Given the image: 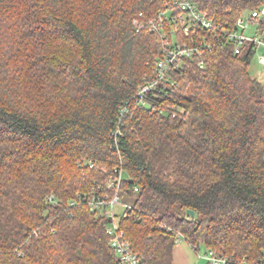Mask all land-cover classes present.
I'll return each mask as SVG.
<instances>
[{
    "label": "trees",
    "instance_id": "trees-1",
    "mask_svg": "<svg viewBox=\"0 0 264 264\" xmlns=\"http://www.w3.org/2000/svg\"><path fill=\"white\" fill-rule=\"evenodd\" d=\"M171 1L0 0V264H123L112 218L86 201L114 168L140 264H172L178 233L264 264V85L251 52L217 47L204 68L188 65L166 101L175 117L138 102L160 54L147 19ZM191 1L227 21L264 5Z\"/></svg>",
    "mask_w": 264,
    "mask_h": 264
},
{
    "label": "built area",
    "instance_id": "built-area-1",
    "mask_svg": "<svg viewBox=\"0 0 264 264\" xmlns=\"http://www.w3.org/2000/svg\"><path fill=\"white\" fill-rule=\"evenodd\" d=\"M261 19H264V5L242 13L234 21H227L209 17L191 0L171 1L147 21V25L159 36L160 54L154 64L153 76L138 88V102L160 114L167 113L175 117L177 112L166 101L177 90L184 69L190 64L204 68L205 54L217 47H227L236 55L249 51L252 56L256 55L258 63L264 67V51L260 52L264 50ZM180 112L182 109H179ZM113 170L106 190L90 194L86 201L91 210L112 218L106 232L109 246L117 259L123 264H140L138 254L131 247L124 230L119 227L118 220L113 217V207L119 202L124 179L121 168ZM133 190L136 191L137 187L134 186ZM45 199L49 203H57L53 194H48ZM181 240L185 238L178 233L175 242ZM202 257L206 264H257L248 262L245 257L228 256L212 249H206Z\"/></svg>",
    "mask_w": 264,
    "mask_h": 264
},
{
    "label": "rangeland",
    "instance_id": "rangeland-1",
    "mask_svg": "<svg viewBox=\"0 0 264 264\" xmlns=\"http://www.w3.org/2000/svg\"><path fill=\"white\" fill-rule=\"evenodd\" d=\"M135 23L141 25V21L139 23L138 22ZM146 26L148 25L146 24ZM253 27H255L254 24ZM149 29L152 30L150 27ZM263 51L264 50L262 49L260 50V52ZM249 72L252 77L257 78L264 85V67L258 63L256 55L252 56L251 58L249 64ZM131 202L132 200L130 197H124L122 194H120L119 202L116 203L113 207V213L116 216L117 220L124 213L127 205L131 204ZM175 246L176 247L174 248L172 264H206V260L202 257V255L206 251V247L203 243L200 244L198 251H194L193 248L189 246L185 240H181L179 243H176Z\"/></svg>",
    "mask_w": 264,
    "mask_h": 264
},
{
    "label": "water",
    "instance_id": "water-1",
    "mask_svg": "<svg viewBox=\"0 0 264 264\" xmlns=\"http://www.w3.org/2000/svg\"><path fill=\"white\" fill-rule=\"evenodd\" d=\"M186 211H187L188 214L194 215V211L192 209H187Z\"/></svg>",
    "mask_w": 264,
    "mask_h": 264
},
{
    "label": "crops",
    "instance_id": "crops-1",
    "mask_svg": "<svg viewBox=\"0 0 264 264\" xmlns=\"http://www.w3.org/2000/svg\"><path fill=\"white\" fill-rule=\"evenodd\" d=\"M176 247V246H175Z\"/></svg>",
    "mask_w": 264,
    "mask_h": 264
}]
</instances>
